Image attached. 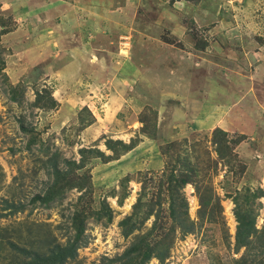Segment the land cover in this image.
Returning <instances> with one entry per match:
<instances>
[{"label":"rangeland","instance_id":"obj_1","mask_svg":"<svg viewBox=\"0 0 264 264\" xmlns=\"http://www.w3.org/2000/svg\"><path fill=\"white\" fill-rule=\"evenodd\" d=\"M75 242L63 264H264V0H0V264Z\"/></svg>","mask_w":264,"mask_h":264},{"label":"trees","instance_id":"obj_2","mask_svg":"<svg viewBox=\"0 0 264 264\" xmlns=\"http://www.w3.org/2000/svg\"><path fill=\"white\" fill-rule=\"evenodd\" d=\"M227 134L228 133L220 127H216L214 129V137L216 140L218 139L220 141H225L224 138H226ZM215 143H217V141H215ZM219 152L222 153L221 151ZM169 181L171 183L170 189L173 192L172 196L176 193V196L180 200V206L177 208L182 207V212H178L175 208V200L171 196V201L169 203L170 217L173 223L178 226V228H180L183 234L190 233L193 229V224H188L186 219H184V217H186L187 215V203L184 196L180 192V187L188 183L189 177L188 175H184L182 178H176L171 173ZM172 182H174V184ZM195 188L196 193H198L199 200L206 201L202 199V195L200 194V188L198 186H196ZM259 192H261V190ZM252 195L254 197H259L258 193L255 192V190L252 191ZM261 196L262 195H260V197ZM234 215L237 222L235 232V244L237 247H245L249 244L251 236H253L257 232V229L255 228V218L250 214H243L237 209L234 212ZM127 219L128 218H126V220L121 221V225L125 224ZM134 228L135 226L132 225L131 227L128 226L126 229H124V236H128L129 234H131ZM76 248L77 245L75 242L67 247H58L57 251L51 252L50 255L39 257L38 255L34 254L32 258V263L30 264H63L68 258L74 257ZM18 250L25 254V251L23 249ZM28 254V251H26V255ZM123 256L125 257V262L122 264H146L152 257H157L161 260L164 257L162 256V254L154 253V249L149 245H145V247L143 248H141V245H133L124 252V255H122V257Z\"/></svg>","mask_w":264,"mask_h":264},{"label":"crops","instance_id":"obj_3","mask_svg":"<svg viewBox=\"0 0 264 264\" xmlns=\"http://www.w3.org/2000/svg\"><path fill=\"white\" fill-rule=\"evenodd\" d=\"M67 27L65 26L64 27V31H65V34H63L62 36L63 37H65V39H67V40H70V36L72 35L69 31H67V29H66ZM70 37V38H69ZM91 42V41H90ZM85 43V42H84ZM90 44V43H89ZM74 50L72 49V48H70V52H73ZM67 52H69V48L67 49ZM62 54V53H61ZM66 56H68V57H66L65 58V60L66 61H63V59H62V56L60 55V53L58 52V53H56V54H54V57H53V66H54V68L56 69L57 68V65L59 64V63H62V64H60V66L61 67H59L60 69H62L63 67H68V68H72L73 69V71H75V69H76V65L74 64V59H72V54L71 55H66ZM70 56H71V58H70ZM67 60H69L68 62H67ZM80 60V59H79ZM83 65H86V66H88L87 64H85V63H82V62H80V67L82 68V69H80V71L83 73L84 71H83V67H85V66H83ZM88 68V70L90 69V67H87ZM129 69H131L130 67H128ZM62 70H64V69H62ZM87 70V74L86 75H90V77H92V78H94L95 76V74H96V70L93 68V69H90L89 71ZM175 71H176V69H175ZM85 73V72H84ZM124 74H123V76H125L126 77V75H127V73H125V72H123ZM127 77H129V75H127ZM131 77V76H130ZM107 81H109L108 79H107ZM122 96V95H121ZM57 102H60L59 101V99H57ZM113 113H114V111H113ZM109 115H112V112H109ZM114 117H116V114L114 113ZM185 118H188V116L186 115V117Z\"/></svg>","mask_w":264,"mask_h":264}]
</instances>
